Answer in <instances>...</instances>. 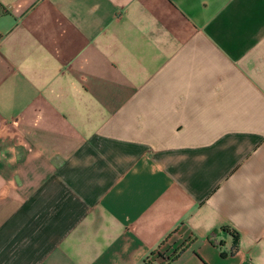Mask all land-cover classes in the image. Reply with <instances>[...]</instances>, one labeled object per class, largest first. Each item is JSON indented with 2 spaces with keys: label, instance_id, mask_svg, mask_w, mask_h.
Masks as SVG:
<instances>
[{
  "label": "crops",
  "instance_id": "obj_1",
  "mask_svg": "<svg viewBox=\"0 0 264 264\" xmlns=\"http://www.w3.org/2000/svg\"><path fill=\"white\" fill-rule=\"evenodd\" d=\"M0 6V264H264V0Z\"/></svg>",
  "mask_w": 264,
  "mask_h": 264
},
{
  "label": "built area",
  "instance_id": "obj_2",
  "mask_svg": "<svg viewBox=\"0 0 264 264\" xmlns=\"http://www.w3.org/2000/svg\"><path fill=\"white\" fill-rule=\"evenodd\" d=\"M2 6H0V14L2 13ZM169 260V254L166 250H162L158 247L156 250L151 252L142 262V264H167Z\"/></svg>",
  "mask_w": 264,
  "mask_h": 264
},
{
  "label": "trees",
  "instance_id": "obj_3",
  "mask_svg": "<svg viewBox=\"0 0 264 264\" xmlns=\"http://www.w3.org/2000/svg\"><path fill=\"white\" fill-rule=\"evenodd\" d=\"M236 235H237V234H236ZM237 243H238V241H237V237H236V239H235V243H234V246H235V247L237 246ZM172 258H173V257H172ZM172 258H169L167 264H169V262L172 260Z\"/></svg>",
  "mask_w": 264,
  "mask_h": 264
}]
</instances>
